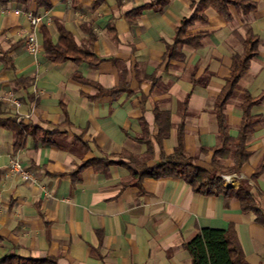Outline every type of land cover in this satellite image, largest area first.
<instances>
[{
	"label": "crops",
	"instance_id": "0c3cea01",
	"mask_svg": "<svg viewBox=\"0 0 264 264\" xmlns=\"http://www.w3.org/2000/svg\"><path fill=\"white\" fill-rule=\"evenodd\" d=\"M50 1L47 10L37 9L34 0L0 2V118L48 133L45 139L26 135L15 145L12 132L0 127V258L190 264L183 244L209 227L231 228L245 264H264V0H250L256 9L247 15L231 6L229 19L207 7L204 19L185 31L201 34L198 45H184L173 56L168 46L176 28L200 0H169L163 9L149 6L151 0ZM142 6L135 18L126 15ZM28 13L42 17L36 54L24 47ZM53 19L78 44L87 38L82 26L89 25L91 50L102 60H48L40 27L55 42ZM249 30L258 36V53L235 89L242 84V99L230 102L234 92L224 113L235 137L248 94L257 100L251 114L261 120L246 138L247 160L233 183L222 185L243 186L258 212L242 210L234 195L194 193L179 178L134 176L142 168H134L129 156L157 165L177 146L178 135L194 165L212 169L214 103ZM92 84L126 88L94 97ZM8 92L21 100L17 110L2 98ZM14 157L31 179L9 169Z\"/></svg>",
	"mask_w": 264,
	"mask_h": 264
},
{
	"label": "trees",
	"instance_id": "16d2710c",
	"mask_svg": "<svg viewBox=\"0 0 264 264\" xmlns=\"http://www.w3.org/2000/svg\"><path fill=\"white\" fill-rule=\"evenodd\" d=\"M4 0H0L2 2ZM29 0H20V3H28ZM149 6L156 9H163L169 0H151ZM37 9H49L52 6L50 0H34ZM148 6V5H144ZM128 11L126 15L133 19L141 13L142 8ZM234 7L242 14L247 15L256 9V4L250 0H200L191 16L183 18L176 28L173 43L168 46L169 55L174 53L184 45L197 46L201 34H186V28L195 20L204 19V10L213 7L216 12L226 19L230 18L229 8ZM58 34L54 42L47 28L40 27L42 32V48L46 58L52 62L72 61L75 63L84 62L88 65H95L102 59L96 57L91 50L90 41L95 39V35L89 25L82 27L86 31L87 38L77 43L73 35L66 30L62 24L53 19ZM243 51L234 53L231 56L230 76L225 80V84L214 103V111L217 122L216 143L212 147V157L210 164L212 169L207 171L194 165L192 158L186 156L183 149L181 135H178V144L173 151L161 159L157 165L147 167V158L129 156L134 168H142L141 173L134 172V176H149L152 178L174 177L183 180L192 191L201 195H234L241 202V209L244 211L258 212L253 200L248 192L239 186L236 189L224 187L222 185V175L238 173L241 165L247 160L249 152L246 150V138L253 128L260 122V115H252L251 108L257 102L254 97L245 94L240 107L242 110L241 123L235 137L228 132V124L224 113L228 100L233 96L239 79L248 69L250 59L258 53L259 39L251 30L242 40ZM81 79L80 77H76ZM84 82H88L85 80ZM91 84V83H90ZM97 92L94 97L100 95H116L126 87L103 88L100 85L92 84ZM168 124L167 117L164 124ZM162 125V122L160 123ZM0 127L8 129L15 138V145H19L26 135L41 137L45 139L47 132L30 125L17 123L14 117L1 119ZM229 162V164H227ZM256 169L253 176L260 171ZM183 247L189 254L190 264H245L242 249L238 243L236 235L231 228L216 229L204 227L187 242ZM0 264H56L55 259L46 257L40 260L23 259L15 254L5 255L0 258Z\"/></svg>",
	"mask_w": 264,
	"mask_h": 264
},
{
	"label": "built area",
	"instance_id": "2783aa9c",
	"mask_svg": "<svg viewBox=\"0 0 264 264\" xmlns=\"http://www.w3.org/2000/svg\"><path fill=\"white\" fill-rule=\"evenodd\" d=\"M28 18L31 24V30L24 39V47L27 52L36 54L39 50V45L36 40V30L42 21V17L28 13ZM2 98L16 110L21 105V100L13 92L4 94ZM9 169L24 179H31L30 173L23 167L22 163L17 157H14L10 161ZM235 177V173L222 175L223 183L232 184Z\"/></svg>",
	"mask_w": 264,
	"mask_h": 264
},
{
	"label": "rangeland",
	"instance_id": "374dc122",
	"mask_svg": "<svg viewBox=\"0 0 264 264\" xmlns=\"http://www.w3.org/2000/svg\"><path fill=\"white\" fill-rule=\"evenodd\" d=\"M242 84L239 85V89L235 92L234 96L230 99V102L239 103L242 99Z\"/></svg>",
	"mask_w": 264,
	"mask_h": 264
}]
</instances>
